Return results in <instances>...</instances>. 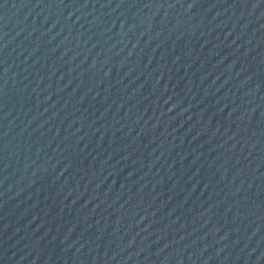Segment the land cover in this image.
Wrapping results in <instances>:
<instances>
[{
	"label": "water",
	"instance_id": "1",
	"mask_svg": "<svg viewBox=\"0 0 264 264\" xmlns=\"http://www.w3.org/2000/svg\"><path fill=\"white\" fill-rule=\"evenodd\" d=\"M0 264H264V0H0Z\"/></svg>",
	"mask_w": 264,
	"mask_h": 264
}]
</instances>
